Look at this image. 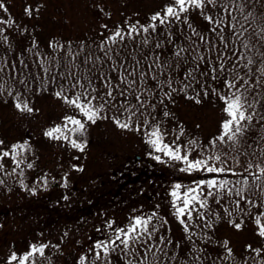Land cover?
<instances>
[{"label": "snow or ice", "instance_id": "obj_1", "mask_svg": "<svg viewBox=\"0 0 264 264\" xmlns=\"http://www.w3.org/2000/svg\"><path fill=\"white\" fill-rule=\"evenodd\" d=\"M260 3L162 0L147 22L134 19L139 15L134 13L111 27L101 24L99 39L91 45L53 39L49 51H42L32 37L31 45L9 62L12 30L24 35L28 27L0 0V47L6 49L0 55V97H10L21 115H34L39 109L30 96L51 89L69 111L44 130L49 140L82 153L89 128L107 120L123 132L141 135L156 163L193 177L188 183L174 181L167 193L180 239H174L159 203L151 211L141 206L123 222L103 219L95 229L99 237H89L91 244L77 254L75 264H248L250 259L264 264V246L245 245L247 255L237 261L229 240L209 235L221 221L237 231L250 222L264 240V12L254 11ZM93 6L111 18L102 3ZM44 7L25 0L23 12L38 18ZM192 13L205 22L203 30L191 22ZM177 27L187 44L177 41ZM24 52L33 57L31 67ZM180 95L197 105L219 101L217 134L206 142L185 136V126L170 109ZM32 154L27 139L8 143L0 138V185L3 177L18 176L20 186L35 195L36 187L24 182L25 168L35 167ZM62 179L61 186L67 187L68 174ZM48 182L45 173L35 183L46 189ZM209 244L220 251L213 255ZM59 247L36 240L23 252L11 250L4 264H42L51 260L46 250Z\"/></svg>", "mask_w": 264, "mask_h": 264}, {"label": "rangeland", "instance_id": "obj_2", "mask_svg": "<svg viewBox=\"0 0 264 264\" xmlns=\"http://www.w3.org/2000/svg\"><path fill=\"white\" fill-rule=\"evenodd\" d=\"M7 1L11 5L13 14L19 15L23 12L25 5H20L22 0ZM39 1L46 3L47 0ZM62 1L59 7L61 14L70 18L68 21L71 23L60 21L62 18H59L56 12L52 11L53 6H45L41 9L39 16V19L42 20V23L40 22L42 32L39 37L44 42L53 39L68 41L76 39V37L79 40L83 38L92 39L102 31L101 24L107 23L111 27L122 23L126 16H133L134 13L139 15L133 16V18L142 21L149 9L157 8L162 3V0H93V5L94 3L103 4L105 11L111 13V18H109L99 13L94 6H91L92 4L90 5L92 0ZM37 3L32 4L35 6ZM19 20L26 22L24 17ZM21 25L24 26L25 24ZM26 25L29 26L30 23H26ZM40 102L34 104V107L39 109V112L34 115H21L11 106L2 110V115L5 117V126L2 125V127L8 130L11 139L9 141L14 143L21 135L28 138L33 149H36L33 150L31 155L32 159L35 160V167L31 170L36 171V178L48 173L49 182L46 189L37 186L40 192L33 200L36 205L27 202L30 198H33V194L19 197L13 195L8 199L3 198L2 201L0 200L2 208L5 211L9 210L6 212L5 218L9 221L13 220L15 223L14 225L8 223L9 235L5 240L3 239V242L0 240V264H4L6 257L11 254V250L23 252L30 243L36 240L50 241L52 244H58L59 249H77L80 253L85 248L84 245L90 242L89 237L95 239V236L100 235L95 229L98 225H101L103 219L116 218L123 222L133 208L140 207L139 200L143 202L144 211H151L159 203V212L166 215L169 220H175L169 211L167 193L170 185L165 183L160 185L158 181L146 183L144 186L137 184L140 190L136 194H132V197L125 203H123L122 197L119 198L120 195H114L117 201V206L114 209L109 208L110 205L109 207L104 205L109 209H101L97 204L91 207L87 205V208L97 209L95 214L90 218H86V215L84 216L86 219L83 220L82 217L79 220L77 218L81 211L79 207L83 206L84 201H87V198H90L91 194L98 190L97 187L99 189H113V186L116 188L121 186L122 183L117 182V179L123 178L122 175L127 174L128 169L133 168L134 164H145L151 160L147 155L151 149L144 143L141 135L133 132H123L107 120L98 121L96 125L89 128L87 134L88 146L82 153L71 149L67 144L49 140L43 135L44 130L49 126L60 123L62 116L69 110L67 106L51 94ZM208 119L216 128L221 119V114L219 111H212V115ZM210 121L205 123L209 124ZM73 157H79V159H73ZM151 163V171L164 172L167 176H173L174 181H181L178 179L179 176L185 175L178 172L174 167L158 164L154 160ZM73 165L82 167L84 170L82 172L76 171L72 167ZM65 173L68 174V186L62 187L61 185L64 183L62 177ZM194 175L199 176V174ZM53 177L55 180H53ZM135 178L133 176V183H135ZM192 179L193 177L189 181L183 180V182L188 183ZM65 195L69 199H63ZM139 195L142 196L139 198ZM47 205L48 211L52 212L50 220L45 219ZM112 206L114 205L112 204ZM32 208L41 211L43 217H34ZM25 210L29 211L26 212ZM165 211L167 213H164ZM67 216L71 217L67 218ZM58 218L62 222L60 225L57 224ZM65 232L68 233L67 236H64ZM209 235L214 240H229L237 261L247 255L245 245L264 246V240L254 234L253 225L250 222L243 230L237 231L226 221H221L215 225V230L210 232ZM207 247L213 255L220 251V249L214 248L213 244H209ZM250 260L248 264L251 263L252 260Z\"/></svg>", "mask_w": 264, "mask_h": 264}, {"label": "trees", "instance_id": "obj_3", "mask_svg": "<svg viewBox=\"0 0 264 264\" xmlns=\"http://www.w3.org/2000/svg\"><path fill=\"white\" fill-rule=\"evenodd\" d=\"M5 2L7 4V6L9 7V11H10L11 15L15 19H17V21L20 24L26 25V23H30V25L27 26L29 31H27L24 35H20L15 29L12 30L11 37H12V41L14 43V49L11 52H7L8 61L11 62L12 60L16 59V57L19 55V53L21 51H23L24 49L29 47L31 45L32 37H35V39H36L37 43L39 44L42 51H49L47 48L49 41L44 42L39 37L40 33L42 32L41 25H40V22L42 23V20L39 19L40 13H39L38 18H36L34 16L32 19H29L28 17L26 19L24 12L20 13L19 15L13 14L10 3L7 0H5ZM27 2L32 4V3H37V2H41V1H39V0H27ZM62 2H63L62 0H47L46 3H44V5L45 6H53L52 11L56 12V14H57V16H59V18H62V19H60V21L67 22L70 18L63 16V14H61V11L59 8L61 6ZM21 4L25 5V0H22L20 5ZM90 5L93 6V0L91 1ZM158 8L159 7L154 8V9L153 8L149 9L148 12L146 13V15L143 17L144 19L141 22L142 23L147 22V17L149 15H151L153 12H155L156 10H158ZM254 11L256 13L264 12V0H261V3L257 4L255 6ZM94 14H95V10H94ZM0 15H3V13H0ZM51 15H52V13H51ZM22 17H24V19H25L24 21H26V22L19 20ZM191 22L193 23L194 26H196L200 30H203L204 27L206 26L205 22L202 20V18H200L196 13H192ZM67 23H71V22L68 21ZM21 26H23V25H21ZM184 28L187 31L186 25L184 26ZM173 31L176 32L178 42L184 41V43L187 44V41L184 40V35H182L180 33L179 27L174 28ZM37 39H39V40H37ZM98 39H99V36L96 35L92 39H84L83 38L82 40H79L76 37V39H71L68 41H72L74 45L78 46L81 41H84L87 44L91 45V44H93V41H97ZM68 41L61 40L60 42L67 43ZM168 47L170 49L171 46L169 45ZM5 53H6V49L4 47H0V55H3ZM165 54L167 55L168 53H165ZM24 58H25L26 62H28L30 67H31V61L33 60V57L29 53L24 52ZM9 83H11V81H9ZM17 86L20 87L19 85H17ZM49 94H51V89L47 92H41V93H36L34 95H31L30 99L33 103V106L38 101L40 102L41 100H43V98L45 100V98L49 97ZM51 96H53V95L51 94ZM175 99H176V103L174 105H170V109H171V111H173L175 113L176 119L178 121L182 122L183 125L185 126V129H186L185 136L186 137L195 136V137H198L199 139L206 142L207 139H209L213 135L217 134L219 122L217 123L216 128H214L211 121L208 118H210V116L212 115V111H215V110L219 111V108H220L219 101H217L215 104H213L211 102V100H204L202 104L197 105L194 102L185 99L182 95L176 96ZM10 106L13 107L12 99L10 97H8L6 94L4 97H0V138L5 139V141L8 143H11L9 141L11 139H10V135L8 133V130H6L2 127V125H4V123H5V121H4L5 117H3V115H2V110H4L5 107H10ZM207 121H210V123L206 124L205 122H207ZM196 125H200V127L197 128ZM25 139L28 140L27 137H23L21 135L17 139V141H23ZM32 148H33V146H32ZM33 150H36V149H33ZM29 159H32L31 155L29 156ZM151 161H152V159L146 162V164L148 165V168H149L148 171H150V167L152 164ZM9 164H10V162H9ZM155 173H156V175H155ZM155 173L151 177V179L153 178L152 183H155L156 181H158V182H160V185H161V183L171 185L174 182L173 176H171V177L167 176L164 172L159 173L156 171ZM36 175H37L36 171H32L31 169L25 168L24 182L26 184H28L29 187H33V186L36 187V194L33 196V198H30L27 201L31 205H36L33 202V200H35L34 197L38 195L37 193L40 192V189L37 186L44 187L43 184H36L35 183L39 179V178H36ZM190 178L191 177L184 175V176H179L178 179L181 181H183V180L189 181ZM3 179L5 180V183H4V185H0V200L1 201L3 198L8 199L13 195L19 197V196H29L30 194H32L30 191L25 190L24 188H22L20 186V183H19L20 177H18V176H7V177H3ZM232 179H235V178L233 177ZM175 181H177V180H175ZM127 187L130 188V190H128V192H121L122 189L118 190L119 187L118 188L114 187L115 191L112 189H103V188L99 189L97 187L98 190L95 193H92L94 195L91 194V197H90L91 199L87 198V201L86 200L84 201L85 204L83 206L79 207V209L81 210L80 211L81 214L79 213V216L77 218L80 220L83 217L82 219L84 220L86 218L92 217V215L95 214L97 209L96 208H87V205L91 207L92 205L94 206V204H97L100 206L101 209L108 208L110 205L109 208L114 209V207L117 206V201H116L114 195H120L119 198L122 197L123 203H125L126 201H128L130 199V197H132V194H134L133 191H136V185H134L132 182ZM27 198H29V197H27ZM90 200H92V202H90ZM150 200H151V198H150ZM112 204L114 206H112ZM104 205H107L108 207H105ZM99 206H98V208H99ZM46 209H47V212H45V219L50 220V218H51L50 215L52 214V212L48 211V205H47ZM29 210H30V207H29ZM29 210H25V211L28 212ZM31 210H33L32 214L34 215V217L35 216L43 217L41 211L36 210L35 208H32ZM8 211H5L4 208H2V205L0 203V233H1L0 240H1V242H3V239L5 240L9 235L10 230L7 228L8 223L10 225L15 224L13 220L9 221V219L5 218L6 212H8ZM254 211H255V209H253V212ZM38 213H39V215H38ZM164 213H167V212L165 211ZM84 216H86V218ZM70 217L67 216V218H70ZM169 221L171 222V228H172V232L174 233V239H175V237H176V239H180L182 236L181 235L182 230L180 229V226L176 223V221L174 219H170ZM64 223H65V221H64ZM57 224L58 225L62 224L60 218H58ZM98 237H99V235L97 237L95 236V239ZM92 239L94 240V238H92ZM90 244H91V241L88 242L87 245H84L85 246L84 249H86ZM78 253H79V251L77 249H72V250L59 249V251H58L57 249L49 248L46 250V256H50L51 260L50 261L44 260L42 262V264H75ZM38 264H39V262H38Z\"/></svg>", "mask_w": 264, "mask_h": 264}, {"label": "flooded vegetation", "instance_id": "obj_4", "mask_svg": "<svg viewBox=\"0 0 264 264\" xmlns=\"http://www.w3.org/2000/svg\"><path fill=\"white\" fill-rule=\"evenodd\" d=\"M148 165L145 163V164H138L133 166V168L130 167V171L128 170L127 174H123L122 177L123 178H118L117 179V182H121V186H119L118 190L122 189L121 192H128V189L130 190V188H128L127 186L130 185V183L132 181H134L133 176H135L136 180H135V183H133L134 185H136V191H133L134 194H136L140 188L138 189V185L137 184H141V185H145L146 183H152V180L153 178L151 179V177L154 175L155 172L151 171H148ZM137 173V175H135ZM156 175V173H155ZM128 188V189H127ZM114 190V186H113V189ZM142 195H139L138 197L140 198ZM139 202V206L143 207V202H141L140 200L138 201ZM239 257V256H238ZM242 258V257H241ZM240 258V259H241ZM239 261V259H238ZM251 261V260H250ZM250 264H254L253 261H251Z\"/></svg>", "mask_w": 264, "mask_h": 264}]
</instances>
